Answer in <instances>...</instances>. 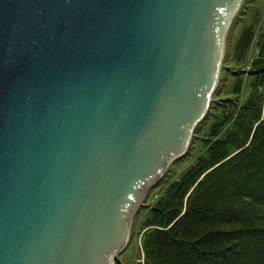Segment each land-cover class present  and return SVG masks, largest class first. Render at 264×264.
I'll return each mask as SVG.
<instances>
[{"label":"water","instance_id":"95a60500","mask_svg":"<svg viewBox=\"0 0 264 264\" xmlns=\"http://www.w3.org/2000/svg\"><path fill=\"white\" fill-rule=\"evenodd\" d=\"M241 2L0 0V264H123Z\"/></svg>","mask_w":264,"mask_h":264},{"label":"trees","instance_id":"16d2710c","mask_svg":"<svg viewBox=\"0 0 264 264\" xmlns=\"http://www.w3.org/2000/svg\"><path fill=\"white\" fill-rule=\"evenodd\" d=\"M193 132L183 155L195 139L202 150L143 205L144 264H264V26L258 14L242 28L233 52H225L209 109Z\"/></svg>","mask_w":264,"mask_h":264},{"label":"rangeland","instance_id":"374dc122","mask_svg":"<svg viewBox=\"0 0 264 264\" xmlns=\"http://www.w3.org/2000/svg\"><path fill=\"white\" fill-rule=\"evenodd\" d=\"M247 5L243 10L245 11L243 15H239L242 17L239 20H236L234 23L231 22L230 29H228L226 34V43H225V52H233V45L237 38L240 36L242 32V28L247 24L253 21L254 14H258L260 16V25L264 26V0H249ZM254 52V50H253ZM224 56V55H223ZM246 66L245 69H247ZM232 82V77L228 78ZM230 82V83H231ZM229 83V84H230ZM207 125H202L203 129H205ZM194 133V132H193ZM202 150V142L195 139L194 142L189 147L188 152L180 156L179 158L174 159L167 168V172L163 174V176L158 180V182L147 192L145 195L142 203L139 205L138 209L136 210L129 232V238L124 246V248L117 253L118 259L123 264H144V252L142 249L141 244V235H142V221L146 214V208L143 206L145 203L150 202L149 199L154 197L158 191H160L161 187L166 185V183L171 178H178L179 175L184 171L186 167L190 165V163L195 159V157L199 154ZM109 264H116L115 262H111Z\"/></svg>","mask_w":264,"mask_h":264}]
</instances>
